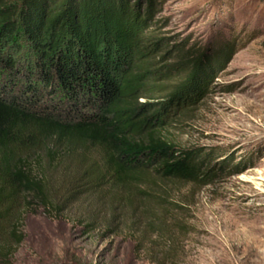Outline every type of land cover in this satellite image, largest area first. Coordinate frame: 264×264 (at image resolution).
Here are the masks:
<instances>
[{
  "label": "rangeland",
  "instance_id": "rangeland-1",
  "mask_svg": "<svg viewBox=\"0 0 264 264\" xmlns=\"http://www.w3.org/2000/svg\"><path fill=\"white\" fill-rule=\"evenodd\" d=\"M153 3L147 62L169 78L138 102L165 99L185 79L176 51L225 52L159 135L180 149L217 147L244 172L203 186L149 169L117 184L82 177L94 152L45 160L46 204L0 207V264H264V0Z\"/></svg>",
  "mask_w": 264,
  "mask_h": 264
},
{
  "label": "trees",
  "instance_id": "trees-1",
  "mask_svg": "<svg viewBox=\"0 0 264 264\" xmlns=\"http://www.w3.org/2000/svg\"><path fill=\"white\" fill-rule=\"evenodd\" d=\"M144 2L0 0V207L45 205L42 163L88 151L97 160L83 171L87 182L121 184L151 169L206 186L244 172V160L217 147L180 149L159 135L205 90L200 76L226 64L225 52L176 51L172 66L187 64L185 79L165 99L138 102L169 78L147 62L155 44L143 33L154 3Z\"/></svg>",
  "mask_w": 264,
  "mask_h": 264
}]
</instances>
